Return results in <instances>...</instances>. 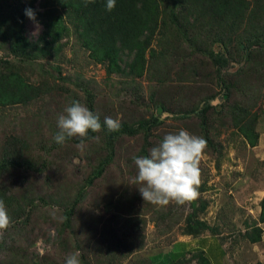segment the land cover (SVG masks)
Listing matches in <instances>:
<instances>
[{
    "label": "rangeland",
    "instance_id": "1",
    "mask_svg": "<svg viewBox=\"0 0 264 264\" xmlns=\"http://www.w3.org/2000/svg\"><path fill=\"white\" fill-rule=\"evenodd\" d=\"M172 2L165 0L164 16L169 28L156 35L146 52L147 62L140 77L108 75L104 64L88 57L70 22L62 48L51 46L45 56L31 63L14 58L10 50L13 37L0 35V72L21 76L39 93L27 105L0 106V136L15 133L30 147L31 159L36 161L42 145L59 132L58 116L65 114L64 109L73 101H79L98 115L102 125L98 133L89 130L83 143L79 137L67 138L60 151L52 155L38 184L25 185L27 190L48 187L49 194L40 195L51 204L44 209L46 216L36 209L30 217L23 218H29L32 223L37 218L54 220L57 223L49 228L45 225L43 231L54 237L60 228H67L66 236L73 242L65 249L40 239L34 248L40 258L48 254L60 258L77 254L82 260L80 264H176L181 261L197 264L192 255L202 252L209 264H264V223L258 224L262 229L260 242L252 244L243 238L247 227L258 221L259 204L264 197V61L248 59L240 64L233 62L224 69L230 74L241 71L245 76L240 79L241 102L255 114L259 134L257 145L250 147L231 127L230 121L222 118V111H226L221 99L223 89L216 82L215 69L207 58L210 52H225L223 45L227 41L220 39L214 43V40L218 33L224 34L231 27L230 22L219 23L211 12L202 9H188L186 17L185 8L176 10L171 7ZM40 4L42 1L37 0L34 5L37 11H42ZM25 6L26 0H0V29L13 31ZM45 10L52 11V8ZM174 13L176 17L185 16L188 22L174 27ZM247 17L249 24L243 23L238 33L244 34L252 26L264 29V21L260 26L256 23L258 14ZM180 28L193 29L197 35L203 33L205 39L200 44L203 53L195 51L197 44L189 47L184 41L175 52L174 36L181 33ZM41 32L39 21L37 24L25 20L24 33L28 40H36ZM252 48L258 49V46ZM214 94L217 97L211 101L212 107L206 114L209 121H205L200 115L202 103ZM105 117L118 119L120 124L131 128L152 119L157 123L150 129H140L135 135L124 131L109 144ZM181 129L207 142L200 163V194L183 205L173 201L161 207L145 202L139 191L141 185L135 183L138 169L134 158L149 156L150 150L167 134H178ZM109 157L111 160L103 174L91 182L89 179L96 174L98 165ZM62 188L69 192L71 203L81 189L86 196L69 226L64 224L66 207L52 202ZM60 196L66 199V192ZM42 204L38 203L43 210ZM194 209H197V219L216 228V234L185 233ZM74 242L80 249L73 248Z\"/></svg>",
    "mask_w": 264,
    "mask_h": 264
},
{
    "label": "trees",
    "instance_id": "2",
    "mask_svg": "<svg viewBox=\"0 0 264 264\" xmlns=\"http://www.w3.org/2000/svg\"><path fill=\"white\" fill-rule=\"evenodd\" d=\"M41 1L42 11H37L34 6L37 0H26L23 16L19 19L14 30L0 29L2 38L13 37L11 55L18 61L31 63L37 57L45 56L46 50L54 45L60 50L63 45L62 41L68 33V22H70L74 26L81 47L88 52V57L96 63L104 64L108 75L120 74L140 77L147 62L146 52L154 42L156 35L167 27L169 28L168 20L164 16V10L167 7L165 0H116V7L112 12L106 10V0H94V2H88V0ZM46 7H51L52 11H46ZM171 7L176 10L185 8L186 17L188 9H202L211 12L219 23L220 21L230 22L231 27L224 31V34L218 33L217 40H214V43L220 39L227 41V45H223L225 52H210L207 58L215 69L216 82L222 85L221 99L226 110L222 111V118L230 121L231 127L247 141L250 147H255L259 139L255 114L251 113V109L246 106V103L241 102L243 101V88L240 79L245 76L241 71L230 74L224 69L233 62L240 64L248 59L264 61V29L252 26L250 31L247 30L244 34L238 33L243 23L249 24L250 20L248 21L247 16L252 13L258 14V17L255 18L256 23L264 21V0H173ZM28 8L34 10L36 20L42 25V32L36 40H28L25 37L24 23L26 19H29L25 15V9ZM217 21L216 26L218 27ZM184 22H188L185 16L176 17V13H174L172 19L174 27L181 26ZM179 31L181 33L174 36V40L177 42L175 52L184 41L189 47L197 44L195 51L203 53V47L200 46L205 39L203 33L197 35L193 29L184 31L183 28H180ZM243 43L244 47L241 46ZM254 45H257L258 49H253ZM244 50L248 54L247 57H244ZM251 56L253 57L251 58ZM254 75L249 77L253 78ZM224 95H226V99L223 98ZM38 97L39 93L35 87L28 84L21 76L12 72H0V106L27 105ZM216 97L217 94H214L209 100H204L202 103L200 115L204 117L205 121H209L206 114L212 107L211 101ZM156 123V119L138 122L137 128L121 124L118 132H109V144L124 131L129 135H135L140 129H150ZM62 146L57 144L54 139L46 142L42 145V152L35 161L31 159L30 147L15 133L1 134L0 200L5 203L11 218V225L0 236V264H45L47 262L65 264L67 256L60 258L54 254H48L40 258L34 248L35 243L41 239L45 243H56L57 246L69 249L73 242L69 241L66 236L67 228H60L52 237L51 234L47 235V231L45 233L43 228L45 225L48 228L53 227L57 223L54 220L50 221L47 218L43 221L37 218L32 223L29 218H23L24 216L30 217L36 209H38L36 210L38 213L46 216L47 212L44 209L51 203L45 201L40 194L42 192L49 194L50 189L46 186H39L38 190H27L25 185L31 182L38 184L44 169L50 165L52 155L58 153ZM110 160L111 157L98 165L99 168L95 170L96 174L89 179L91 182L103 174L104 168ZM64 191L66 199L60 196L64 195ZM60 193L52 202L66 207L67 210L63 214L66 217L64 224L69 226L71 218L74 217L76 210L86 198L85 192L81 189L72 203L68 201L69 192L67 190L62 188ZM41 202L45 207L43 210L38 205ZM259 205L258 221L248 226L243 234V238L252 244L261 241L262 229L258 224L264 223V197ZM27 213L30 214L27 215ZM196 213L197 209H194L190 216L191 223L186 226L185 233L195 236L202 231H208L212 235L216 234L217 229L198 220ZM43 235L45 238H41ZM73 248L80 249L75 242ZM192 259L197 264H209L202 252L192 255ZM80 261L82 262L81 259ZM184 263L181 261L176 264Z\"/></svg>",
    "mask_w": 264,
    "mask_h": 264
},
{
    "label": "clouds",
    "instance_id": "3",
    "mask_svg": "<svg viewBox=\"0 0 264 264\" xmlns=\"http://www.w3.org/2000/svg\"><path fill=\"white\" fill-rule=\"evenodd\" d=\"M115 7L116 0H106L108 12ZM25 15L38 24L34 10L25 9ZM64 113L58 116L59 132L54 136V141L59 145L73 137L81 138L83 143L89 130L98 133L102 129L99 116L79 101H73L64 109ZM104 124L109 132H118L121 127L120 121L111 117H105ZM206 147L204 138L181 129L178 134H167L158 146L150 150L149 156L135 157L134 163L138 169L135 183L141 185L139 191L144 201L163 207L173 201L183 205L197 199L201 185L200 163ZM10 225L11 218L4 201L0 200V236ZM65 264H80L78 255L67 256Z\"/></svg>",
    "mask_w": 264,
    "mask_h": 264
}]
</instances>
